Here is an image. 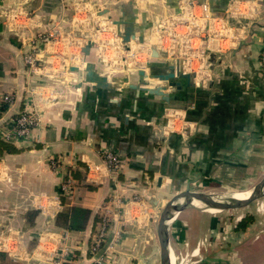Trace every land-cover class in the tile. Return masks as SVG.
Instances as JSON below:
<instances>
[{"label": "crops", "instance_id": "obj_1", "mask_svg": "<svg viewBox=\"0 0 264 264\" xmlns=\"http://www.w3.org/2000/svg\"><path fill=\"white\" fill-rule=\"evenodd\" d=\"M126 21L144 44H123ZM38 33L45 62L32 74L22 57ZM152 46L163 56L151 58ZM163 60L194 78L169 103L82 82L84 62L136 80L146 63ZM22 111L37 126L30 143L0 154V264H89L111 197L120 202L107 209L103 264H155L153 216L166 201L191 185H233L264 165V0H0V131ZM105 151L121 160L115 176ZM72 207L90 211L82 230L59 221ZM176 214L167 228L178 219L203 264H264V208L229 218V228L212 222L204 246L197 224L213 215Z\"/></svg>", "mask_w": 264, "mask_h": 264}, {"label": "water", "instance_id": "obj_2", "mask_svg": "<svg viewBox=\"0 0 264 264\" xmlns=\"http://www.w3.org/2000/svg\"><path fill=\"white\" fill-rule=\"evenodd\" d=\"M126 18H131L129 13H125ZM124 29L121 35L123 44L130 42H137L144 44V38L141 35H136L134 25L131 21L123 23ZM90 43H86L83 48L84 55H88ZM126 48V45H125ZM127 49V48H126ZM151 58L158 59L163 55L155 48L151 47ZM37 51L40 55L39 60L42 64L45 62V55L43 54V43L37 45ZM166 68L165 73H154L153 70ZM79 68L74 67L72 71H78ZM83 73V83L91 85L92 90L104 91H117V90H130L135 92L136 96L140 93L144 96L159 97L161 101L169 103L170 98H176L178 91L182 89V81L186 87L194 86V78L192 75L180 73L175 69V65L170 60L154 61L145 64L144 69H139L137 72L136 80H129L126 77H107L97 72L95 64L84 62L81 69ZM139 123H142L138 120ZM161 130V129H160ZM192 191L187 186L183 191L176 193L166 201L162 209L158 213L156 223V239L159 247V264H172V256L169 247L168 233L166 222L169 220L170 215L178 213L184 209H196L198 211L220 212L229 209H239L248 206L251 202L261 198L264 195V174L262 178L247 191V196L244 199H230L224 202L212 201L205 199L203 193L193 192L200 196L195 201L180 202V199L187 195H193ZM201 194V195H199ZM211 212V213H214Z\"/></svg>", "mask_w": 264, "mask_h": 264}, {"label": "built area", "instance_id": "obj_3", "mask_svg": "<svg viewBox=\"0 0 264 264\" xmlns=\"http://www.w3.org/2000/svg\"><path fill=\"white\" fill-rule=\"evenodd\" d=\"M46 40V37L42 35V33H38L33 39L28 41V49L23 55L22 61L23 64L27 66L29 73L36 74L43 68V64L38 58L37 44L39 41L46 42ZM5 101L9 102L10 99L5 98ZM35 126H37V119L35 115L28 111H22L10 122V125L7 128L0 131V139L11 144H28L32 139V131ZM102 163L111 173H113L114 176L121 170V160L114 152H103ZM51 165L56 169V164L53 160H51ZM70 189L71 184L69 181L62 185V191L64 193L69 192ZM119 202L118 198L111 197L108 201L109 205H106L109 207L110 204L117 205ZM108 207H106L105 214L99 218L95 227V232L91 237L88 249L90 256L89 264H103L105 262V240L109 222V219L106 216V213L109 212V210H107ZM64 254L65 253L63 251L62 256Z\"/></svg>", "mask_w": 264, "mask_h": 264}, {"label": "rangeland", "instance_id": "obj_4", "mask_svg": "<svg viewBox=\"0 0 264 264\" xmlns=\"http://www.w3.org/2000/svg\"><path fill=\"white\" fill-rule=\"evenodd\" d=\"M258 167H250V173L248 175L242 176L241 179L237 178L234 180V183L227 182H221L218 178V180H213L212 182H207L205 184L201 183L200 185H191V191L192 192H201L207 195H214V196H228L234 192H247L250 190L263 176L264 174V165L260 166V171L257 172ZM252 170H256L252 172ZM238 176V175H237ZM162 207V206H161ZM159 207L158 209H161ZM264 208V200H261L260 202H255L254 204H251L247 208H239V209H229L224 210L220 212H204L200 211L202 213H207L210 215H213L211 218H209V222L204 221L198 223V227L196 230V235L200 238L202 241V245H207L209 242L208 236L213 233H210V230H208L207 226L212 224V222H222L223 227L230 225L228 219L230 218L233 221H236L237 219H241V217L252 213V211L260 210ZM193 213V212H192ZM191 212L185 211L183 212V215H192ZM158 219V215L153 216V224L155 225L156 221ZM178 219H176L175 223H177ZM192 221V220H191ZM175 223L173 224L174 227L167 228L168 233V240L169 243L174 245V250L178 251L177 254H175V261L176 264H203L200 262V257H194L191 255L190 251L191 249L188 246H185L183 243V227L177 226L175 227ZM209 225V226H210ZM205 228V229H204ZM229 228V226H228ZM223 230H226L225 228ZM181 237V239L179 238ZM155 239V238H154ZM182 240V242H181ZM156 243V239L155 242ZM89 249V248H88ZM89 254V252H88ZM61 258V257H60ZM155 264H159L157 255L155 256Z\"/></svg>", "mask_w": 264, "mask_h": 264}, {"label": "trees", "instance_id": "obj_5", "mask_svg": "<svg viewBox=\"0 0 264 264\" xmlns=\"http://www.w3.org/2000/svg\"><path fill=\"white\" fill-rule=\"evenodd\" d=\"M14 148L7 142L0 139V154L2 152H13ZM90 211L79 207H72L67 212L59 214V221L65 224L68 230L79 231L87 224Z\"/></svg>", "mask_w": 264, "mask_h": 264}, {"label": "bare ground", "instance_id": "obj_6", "mask_svg": "<svg viewBox=\"0 0 264 264\" xmlns=\"http://www.w3.org/2000/svg\"><path fill=\"white\" fill-rule=\"evenodd\" d=\"M193 195H187L186 197H183L180 199V202H185V201H195L197 200L196 198H199L200 196H198L197 194L191 192ZM201 195V194H199ZM203 197L205 199H209V200H212V201H219V202H224V201H227V200H230V199H244L246 196H247V192H234L228 196H214V195H207V194H204L203 193ZM211 212H214V210H210ZM177 214L173 213L170 215V218L169 220H167L166 222V227L169 226V224L175 219ZM197 250V249H196ZM195 253V252H194ZM172 264H175V261L172 257Z\"/></svg>", "mask_w": 264, "mask_h": 264}]
</instances>
